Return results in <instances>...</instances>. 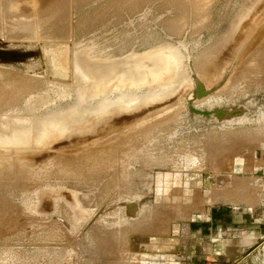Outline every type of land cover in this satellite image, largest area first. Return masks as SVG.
Wrapping results in <instances>:
<instances>
[{
  "label": "rangeland",
  "instance_id": "obj_1",
  "mask_svg": "<svg viewBox=\"0 0 264 264\" xmlns=\"http://www.w3.org/2000/svg\"><path fill=\"white\" fill-rule=\"evenodd\" d=\"M63 1L0 0L15 54L0 56V264H264V0ZM80 48L178 63L167 87L96 94L56 72L55 53ZM60 110L64 132L41 141ZM45 188L75 191L77 217Z\"/></svg>",
  "mask_w": 264,
  "mask_h": 264
},
{
  "label": "bare ground",
  "instance_id": "obj_2",
  "mask_svg": "<svg viewBox=\"0 0 264 264\" xmlns=\"http://www.w3.org/2000/svg\"><path fill=\"white\" fill-rule=\"evenodd\" d=\"M59 1L60 2L55 4L56 5L55 8H63L64 3H61V0H59ZM55 8H53V9H55ZM50 9H52V8H50ZM58 12H61V10H56L54 12L55 13L54 15L57 16L56 14ZM50 14H53V13H50ZM51 18H53V17H51ZM57 18H59V17H57ZM26 31H28V30H26ZM21 33H24V32H21ZM28 35L19 34L16 36L26 38V37H29ZM159 55H160V57L158 60V66L154 63L153 65L156 67V69L155 70L151 69L152 71L148 70L147 67H145L142 58H138V59L137 58H132V59L130 58V59L111 63L110 60L108 61V60L96 59V57H94V55L91 53L90 49H83V48H80L77 50H72V51L69 50V52L66 49L58 50L54 56L55 57L54 65L57 67V69H56L57 73H61V74L65 75L67 72L72 71L75 74H78L79 75L78 78L81 80V83H78V85H80L82 87V89H91V90L95 91L93 93L98 94L100 92H106V91L108 92L109 89L115 88L113 85H115V86L122 85V80H128L129 84L135 83V82L140 84V83H145V82H149V81H151V82L152 81H158L159 83H158V85H156L157 87H167V85H165V84L169 83V81L171 80L170 76L173 73L175 67L177 66L178 59L177 60L175 59L176 58V52L174 50H168L167 54H164L163 52H161ZM93 57H94V59H93ZM146 57H148V56H146ZM173 58H174V60H173ZM149 63H150V60H149L148 64ZM137 70H139V73H136ZM173 75H174V73H173ZM183 76H186V73H185V75H182V77ZM206 79H208V78H206ZM208 81H210V80H208ZM196 82H198V81L196 80ZM203 82H205V81H203ZM13 86H14L15 90H14V93L11 94L12 97H14L16 95H21L25 91L27 92L29 90L35 89L36 82L33 81V79L32 80L27 79L24 81H19V83L15 82ZM185 86H187V85H185ZM5 87L7 88L8 85H6V84L0 85V90L4 89ZM105 88H107V89H105ZM160 89H162V88H160ZM160 89L158 90L159 92L155 91V92H152L150 94L152 99H156L157 97H160V96H158L160 91H161ZM80 91H82V90H80ZM7 95H8V93H7ZM40 95H42V94H40ZM48 95H50V94H48ZM48 95H44V96H48ZM29 96H28V100H32L33 102L31 101L30 105H28V107H29V109L36 110L33 106H35V104L36 105L40 104V106H41V104L43 103L42 97L41 98L40 97H33L32 98V96H30V97ZM43 98H44V102H46L47 97H43ZM147 99H149V97ZM120 100H118V101H120ZM123 101H126V100H123ZM107 102H109V101H107ZM31 104H33V105H31ZM229 110H227L228 112H226V114H225V117L227 116V118L232 116V114H231L232 109H229ZM118 111H120V110H118ZM67 113H68V110H62V111L60 110V111L56 112L55 114L52 113V115H50V113H49V116L46 115L47 116L46 118H42V122H43V125H45V127H44V129L42 128V134L40 135L41 139H42L41 141L53 140L56 138V136H58L59 134H62L64 132V128L66 125L64 122L70 121L69 117L66 115ZM19 115H21V114H18V115L14 114V115L10 116L11 120L12 119L16 120L15 116H19ZM33 121H34V119H33ZM74 123H77V122H74ZM31 127H33V126H31ZM70 195H71V193H65L64 194L65 197H69ZM73 206H76V204L74 203Z\"/></svg>",
  "mask_w": 264,
  "mask_h": 264
},
{
  "label": "water",
  "instance_id": "obj_3",
  "mask_svg": "<svg viewBox=\"0 0 264 264\" xmlns=\"http://www.w3.org/2000/svg\"><path fill=\"white\" fill-rule=\"evenodd\" d=\"M67 51L69 52V50L67 49ZM161 52H163L164 54H167L168 53V51L167 50H159V51H150V52H147V53H144V54H142V55H140V56H132V57H129V58H125V59H118V60H110L111 61V63L112 62H118V61H122V60H126V59H132V58H142V60H143V62H144V65H145V67H147V69L148 70H155L156 69V67L153 65L154 63L158 66V60H159V57H160V53ZM1 55H6L7 57H13V56H15V54H13V53H11V52H6V51H4V50H1L0 49V56ZM146 56H148V57H146ZM146 57V58H145ZM176 59V58H175ZM99 60V59H98ZM149 60H150V63L148 64V62H149ZM173 60H174V58H173ZM109 61V60H108ZM159 69V68H158ZM151 70V71H152ZM136 73H139V70H137L136 71ZM75 74V73H74ZM76 76H75V80L76 81H80L81 82V80L78 78V74H75ZM194 79V83H195V87H196V90H197V94L199 95L200 93H204L205 92V90L203 89V86H202V84H200V83H198V82H196V79L195 78H193ZM149 82H151V81H149ZM149 82H145V83H149ZM158 82V81H157ZM145 83H140V84H138L137 82H135V83H131V84H129V81L128 80H122V85H119V86H115V85H113L115 88H118V87H124L125 85H128V86H131V85H134V86H139V85H142V84H145ZM106 89V88H105ZM104 89V90H105ZM92 92H95V91H93V90H91ZM43 190H47V191H49L51 194H53V199H58V198H61V199H63L69 206H70V203L71 202H69V197H65L64 196V194L65 193H71V197L73 196V197H75L76 196V193H75V191H71V190H68V189H65V188H59V189H47V188H45V189H43ZM42 191V190H41ZM41 191H38L37 193H35V196H36V211L37 212H48L49 214H50V211H51V208H53V202H50V203H47L48 201H40V198L42 197V195H40V192ZM76 198H77V196H76ZM78 201V200H77ZM55 202V201H54ZM39 204H42V205H44V206H46V207H48V208H40V206H39ZM70 208H71V210L73 211V214H74V212H75V210L73 209V207L72 206H70ZM35 209L34 208H32L31 207V211H34ZM85 211L87 212V210L85 209ZM75 215V214H74ZM87 215V214H86ZM86 215H84L83 217H85ZM76 216V215H75ZM77 217V216H76ZM83 217H81V218H83ZM79 219V218H78Z\"/></svg>",
  "mask_w": 264,
  "mask_h": 264
},
{
  "label": "crops",
  "instance_id": "obj_4",
  "mask_svg": "<svg viewBox=\"0 0 264 264\" xmlns=\"http://www.w3.org/2000/svg\"><path fill=\"white\" fill-rule=\"evenodd\" d=\"M213 219H214V218H213ZM213 223H214V222H213ZM211 226H212L211 224H207V227H206V228H207L208 230H210ZM199 231H201V228L199 229ZM200 238H201V234H200V232H199V234H198V240H199ZM254 238H255V240L259 239V240L262 241V239H264V234L261 233L260 235L255 236ZM212 239L215 240V238H212ZM261 241H260V242H261ZM198 242H199V241H198ZM242 246H245V244H244V245H240V246H239V249H240V247H242Z\"/></svg>",
  "mask_w": 264,
  "mask_h": 264
}]
</instances>
